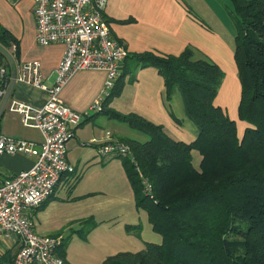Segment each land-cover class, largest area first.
Instances as JSON below:
<instances>
[{
	"label": "crops",
	"instance_id": "crops-1",
	"mask_svg": "<svg viewBox=\"0 0 264 264\" xmlns=\"http://www.w3.org/2000/svg\"><path fill=\"white\" fill-rule=\"evenodd\" d=\"M102 16L111 36L129 55L150 51L176 56L191 47L197 58L205 57L217 65L223 77L214 104L235 122L238 137H242L247 124L239 121L237 116L240 88L234 61L235 25L230 0H107ZM0 26L10 33L17 46L16 53L14 44L11 45L13 51H10L11 47L7 50L14 65L4 57L6 64L13 67L11 76L14 72L17 75L22 63L38 62L42 84L52 86L65 45L41 46L36 42L33 1L0 0ZM105 79L103 69H82L62 89L60 99L66 106L81 114L88 113L67 143L66 159L78 172V180L71 186L68 179H63L50 199L29 212L37 233L61 239L70 237L64 256L67 264H102L116 253L140 251L144 243H161V237L158 235L159 242L146 213L135 207L122 161L96 154L98 145L108 137L106 132L110 133L111 139L138 140L135 139L136 131L126 124L90 110L103 92ZM125 80L121 93L108 107L121 114L136 113L161 125L176 141L191 143L195 140L197 130L186 118L182 101L177 100V91L173 92L169 102L174 118L169 115L162 97L164 81L155 68L144 67L136 72L133 81ZM11 99L34 106L44 104L43 91L24 82H15L8 101ZM0 134L36 144L42 141L40 133L24 128L18 115L8 112L6 105L0 116ZM35 159L36 155L0 156V178L28 170ZM88 218L97 225L83 240L77 232L82 227L81 222ZM146 222L149 230L156 234H148L150 241L147 242L142 236ZM138 224L142 227L140 239L125 231L126 225ZM17 251L15 237L0 238V256H15ZM1 260L3 264L4 259Z\"/></svg>",
	"mask_w": 264,
	"mask_h": 264
},
{
	"label": "trees",
	"instance_id": "trees-1",
	"mask_svg": "<svg viewBox=\"0 0 264 264\" xmlns=\"http://www.w3.org/2000/svg\"><path fill=\"white\" fill-rule=\"evenodd\" d=\"M230 1L240 83L237 116L247 124L241 138L235 122L214 104L223 72L207 58H197L191 47L176 56L128 54L102 101L101 114L148 137L119 140L129 146L132 158H114L122 161L135 207L161 237L160 244L144 243L142 250L116 253L102 264H264V0ZM14 42L0 26V45L9 50ZM4 60L0 53V65ZM150 66L163 78L162 97L171 117L169 102L173 92L179 93L184 114L197 130L193 142L176 141L161 125L108 107L125 78L131 82L139 69ZM194 152L200 156L198 168ZM144 179L152 187L149 195ZM81 223L77 235L85 240L97 223L92 218ZM125 231L141 238L140 224L126 225ZM69 239H62L63 258ZM14 258L0 256L3 264H13Z\"/></svg>",
	"mask_w": 264,
	"mask_h": 264
},
{
	"label": "built area",
	"instance_id": "built-area-1",
	"mask_svg": "<svg viewBox=\"0 0 264 264\" xmlns=\"http://www.w3.org/2000/svg\"><path fill=\"white\" fill-rule=\"evenodd\" d=\"M36 42L41 46L65 45V51L52 86L42 84L38 62L22 63L15 82L38 86L44 94V104H32L11 99L8 112L18 115L21 125L40 133L42 141L13 138L0 134V156L36 155L33 165L14 175L0 178V238L15 237L18 251L13 264H67L59 255L62 239L36 232L30 211L40 207L54 193L63 179L75 181L78 172L66 159L67 143L88 113H78L66 106L60 93L72 76L82 69H103L106 79L101 95L91 111L100 113L102 101L109 95L119 76L128 52L110 33L102 11L107 0H32ZM12 46L10 51H13ZM12 82L8 66L0 65V105ZM98 145V157H131L125 143L111 139ZM38 147V150H36ZM144 193H151L150 183L143 180Z\"/></svg>",
	"mask_w": 264,
	"mask_h": 264
},
{
	"label": "rangeland",
	"instance_id": "rangeland-1",
	"mask_svg": "<svg viewBox=\"0 0 264 264\" xmlns=\"http://www.w3.org/2000/svg\"><path fill=\"white\" fill-rule=\"evenodd\" d=\"M234 32H235V28H234ZM239 88H240V83H239ZM177 100H178V102H181V98H180V96H179L178 94H177ZM181 103H182V102H181ZM181 105H182V104H181ZM92 112L94 113V111H92ZM134 132H135V131H134ZM135 139H138L139 141L144 142V141H146V140L148 139V137L145 136V135H143V134H140V133L136 132ZM199 160H200V156H199L196 152H194V153H193V165H194L195 168H198ZM77 180H78V174H77V177H76L75 181L70 182L71 186H72ZM148 227H149V224L146 222V223H145V227H144V234L142 235V236H143V240H145L146 242H147V241H150L149 238H147L148 234H154L152 231L149 230ZM154 235H156V234H154ZM145 236H146V237H145ZM156 236H157V238H158V241L160 242V237H159L158 235H156ZM154 244H155V243H154ZM13 261H14V259H13ZM12 263H13V262H12Z\"/></svg>",
	"mask_w": 264,
	"mask_h": 264
},
{
	"label": "water",
	"instance_id": "water-1",
	"mask_svg": "<svg viewBox=\"0 0 264 264\" xmlns=\"http://www.w3.org/2000/svg\"><path fill=\"white\" fill-rule=\"evenodd\" d=\"M0 53L8 60L9 64L10 65H14V60H13V57L11 56V54L3 47L0 45ZM15 72L13 73V77H12V82H11V85L9 87V90L5 96V98L3 99L1 105H0V116L1 114L3 113V110H4V107L8 101V99L10 98L11 94H12V90L14 88V84H15Z\"/></svg>",
	"mask_w": 264,
	"mask_h": 264
}]
</instances>
